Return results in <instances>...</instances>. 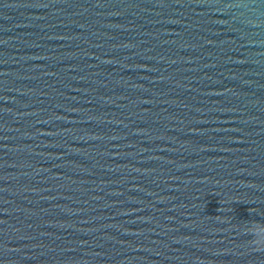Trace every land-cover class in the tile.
<instances>
[{
  "label": "water",
  "instance_id": "95a60500",
  "mask_svg": "<svg viewBox=\"0 0 264 264\" xmlns=\"http://www.w3.org/2000/svg\"><path fill=\"white\" fill-rule=\"evenodd\" d=\"M0 264H264V0H0Z\"/></svg>",
  "mask_w": 264,
  "mask_h": 264
}]
</instances>
